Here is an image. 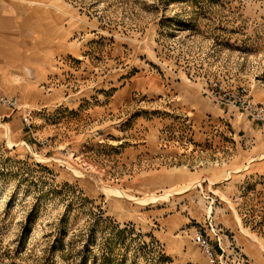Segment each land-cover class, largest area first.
I'll return each mask as SVG.
<instances>
[{"label":"rangeland","instance_id":"1","mask_svg":"<svg viewBox=\"0 0 264 264\" xmlns=\"http://www.w3.org/2000/svg\"><path fill=\"white\" fill-rule=\"evenodd\" d=\"M215 81L264 106V0H0V264H264V118Z\"/></svg>","mask_w":264,"mask_h":264},{"label":"built area","instance_id":"2","mask_svg":"<svg viewBox=\"0 0 264 264\" xmlns=\"http://www.w3.org/2000/svg\"><path fill=\"white\" fill-rule=\"evenodd\" d=\"M211 85V94H213L216 99L224 102L227 105L237 106L244 112H247L256 118H264V106L252 103L245 88H241L238 91L229 92L227 91L226 86L218 83L217 81L212 82ZM0 103L8 106L12 110L21 109V119L23 124L25 126L30 125V118L32 114L31 109L28 107H21L16 96L0 94ZM209 227L210 228L208 229V227L201 225L196 226L193 232V240L204 254L210 258H216V249H221V252H223L219 235L220 229H215L211 223H209ZM208 231H210L213 236H215V244H213L211 234Z\"/></svg>","mask_w":264,"mask_h":264},{"label":"crops","instance_id":"3","mask_svg":"<svg viewBox=\"0 0 264 264\" xmlns=\"http://www.w3.org/2000/svg\"><path fill=\"white\" fill-rule=\"evenodd\" d=\"M2 92H0V94H1ZM3 94H5V93H3ZM7 95V94H6ZM11 96H15V95H11ZM192 97V96H191ZM195 97V96H194ZM193 97V98H194ZM197 97V96H196ZM196 97H195V99H196ZM18 98V97H17ZM193 98H191V101L193 100ZM19 101V100H18ZM7 109H10L8 106H5ZM13 112V110L11 109V110H9V112H8V114H7V116H10L11 115V113ZM5 115V114H4ZM10 122H12V124L13 125H15V121H14V116H12V119H11V121ZM177 220H172L171 222H169V225H168V229L169 230H174L175 229V225L177 224ZM182 241H177V242H175V244L177 245V246H180V244L182 245V243H181ZM194 256H196V255H194ZM188 261H193V259H192V257H189L188 258Z\"/></svg>","mask_w":264,"mask_h":264},{"label":"bare ground","instance_id":"4","mask_svg":"<svg viewBox=\"0 0 264 264\" xmlns=\"http://www.w3.org/2000/svg\"><path fill=\"white\" fill-rule=\"evenodd\" d=\"M75 154H76V158H79V157H78V153H75ZM166 193H169V192H166ZM166 193H164V194H166Z\"/></svg>","mask_w":264,"mask_h":264}]
</instances>
